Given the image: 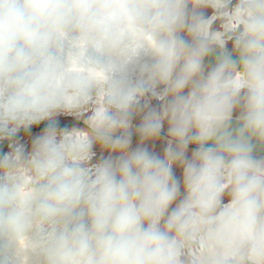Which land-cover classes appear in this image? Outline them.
Here are the masks:
<instances>
[{"label":"clouds","instance_id":"clouds-1","mask_svg":"<svg viewBox=\"0 0 264 264\" xmlns=\"http://www.w3.org/2000/svg\"><path fill=\"white\" fill-rule=\"evenodd\" d=\"M0 264H264V0H0Z\"/></svg>","mask_w":264,"mask_h":264}]
</instances>
